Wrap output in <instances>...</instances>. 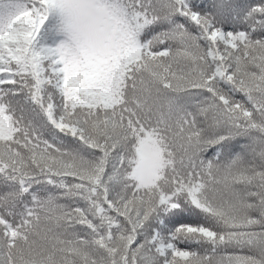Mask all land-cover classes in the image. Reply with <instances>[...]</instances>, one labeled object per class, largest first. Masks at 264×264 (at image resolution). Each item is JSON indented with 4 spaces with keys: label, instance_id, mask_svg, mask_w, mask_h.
Instances as JSON below:
<instances>
[{
    "label": "snow or ice",
    "instance_id": "obj_1",
    "mask_svg": "<svg viewBox=\"0 0 264 264\" xmlns=\"http://www.w3.org/2000/svg\"><path fill=\"white\" fill-rule=\"evenodd\" d=\"M0 264H264V0H0Z\"/></svg>",
    "mask_w": 264,
    "mask_h": 264
}]
</instances>
